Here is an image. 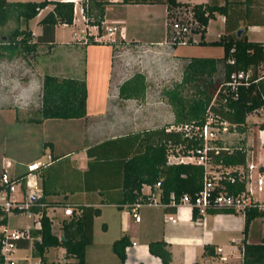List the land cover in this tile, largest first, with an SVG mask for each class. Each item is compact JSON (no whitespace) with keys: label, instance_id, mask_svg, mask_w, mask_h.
Listing matches in <instances>:
<instances>
[{"label":"crops","instance_id":"0c3cea01","mask_svg":"<svg viewBox=\"0 0 264 264\" xmlns=\"http://www.w3.org/2000/svg\"><path fill=\"white\" fill-rule=\"evenodd\" d=\"M207 1L176 0V2L186 5L202 4ZM130 6L143 8L149 19L147 24L149 23L151 29L158 28L155 26L157 24H154L159 15L155 12L156 8L160 6L162 9L159 15L162 21V26L158 28L159 37L151 36L142 39L136 34L129 35L127 30L125 33L124 16L116 20H121L123 23L125 42L132 45L134 52H139L138 58L142 60L141 73L146 78L147 86L143 97L138 100H124L118 97V86L121 84L124 71L119 60L115 59L113 45L107 43L85 45L79 41L77 34H74L69 41L58 39V28L72 25H57L53 46L48 48L47 45H39L33 58L0 61V172L2 167L10 164V171L19 176L27 173V166L32 163L44 164L48 163L50 158H59L47 168L45 177L39 172L35 173L38 186L42 191L41 201L44 204L46 202L62 204L66 208L91 205L101 209L100 216L94 218L93 221V241L86 247L85 264H120L118 256L112 249V244L123 236L128 239L124 264H241L242 254L239 252L241 245L264 242V217L254 219L250 223L247 233L244 234L243 217L233 213H209L200 217L196 211L187 207L167 212L162 207L143 205L137 209L140 220L136 222L130 213V205L117 207L99 204L102 196H100L98 188L104 185L98 174L96 176L91 174V177H87V179L83 176L89 162L95 158L88 157V148L108 140L171 124L174 119L167 103L152 94L159 92L158 87H151L148 84V79L152 77V74L149 75V66L153 56L147 54L150 53L149 50L144 55L142 50L147 44L165 40L168 13L171 10L184 7L170 9L165 4V0H160L155 4L107 5L105 11L113 7L111 12L120 13L122 8ZM51 9L52 6L48 5L38 13L35 17L37 19L36 29H32L30 26V22L35 18L29 21L28 27L34 38L42 33L38 21ZM104 19L107 22L106 16ZM212 20H215L217 25L209 27L211 20L208 22L204 35L205 42L221 40L224 35L225 17L216 14ZM233 22L235 19L229 20L231 25ZM252 27L264 29V25L247 27V39L252 42H264V39L253 40L250 38L249 29ZM241 30L243 29L241 28ZM157 33L159 32H156V35ZM207 37L212 40H206ZM198 42L199 40L194 39L193 36L192 43ZM93 45L99 46L97 48ZM176 48L166 45L163 49L158 50L159 63L154 65V67L156 66L153 71L154 78L166 76L164 67L167 65H163L161 61L168 59L173 62L188 61L189 58L195 57L189 53H176ZM95 49L105 51L101 62H99L102 70L111 76V79L108 84H102L98 90V99L91 103L86 62L89 54ZM140 51L144 56H140ZM167 64L170 63L167 62ZM45 74L85 81L87 99L84 118L47 119L41 123H30L24 120L29 112L37 110L41 105V84ZM90 108H93V111H90ZM263 110L264 107L248 115L246 123L250 121L249 116L264 117ZM256 113H261V115L258 116ZM17 117L20 121L16 120ZM258 120L259 122L252 120L254 125L249 128V131L257 136L256 147L249 138L246 139L247 164L253 167L252 172L255 173V168H257L264 175V145L261 143V139H264V120ZM255 124L257 125L255 126ZM248 136H250L249 132ZM44 180H46L47 189L43 192ZM89 186H96L97 189L89 190L87 189ZM141 192L149 194L151 189L148 186H143ZM152 195L156 197L159 192L156 190ZM48 208L46 213L52 216L50 211L62 209L63 212L65 207L52 206ZM168 213L173 214L175 222L167 220ZM52 217L55 218V216ZM64 218L67 217L62 215L58 219V228L60 221ZM102 225L105 226V229L102 228ZM61 234L60 231L57 236L61 237ZM155 242L156 244L150 249L149 244ZM26 246V248L30 246L34 250L33 245ZM88 247L94 249L95 255L92 263H88ZM217 248L223 250V254L227 257L226 262L218 259ZM235 248L236 250H234ZM62 250V261H64V249L62 248ZM230 250L234 253L229 254ZM38 262L37 258L36 264Z\"/></svg>","mask_w":264,"mask_h":264},{"label":"trees","instance_id":"16d2710c","mask_svg":"<svg viewBox=\"0 0 264 264\" xmlns=\"http://www.w3.org/2000/svg\"><path fill=\"white\" fill-rule=\"evenodd\" d=\"M156 0H91L87 15L94 19L99 27L104 21L105 7L113 4L138 5L155 4ZM168 8H190L192 18L197 22L199 45L221 46L223 55L220 58H189L185 65L181 80L162 90V96L167 100L173 111V122L158 128L142 131L138 134L108 140L87 149V155L93 158L83 173L84 178L98 174L104 186L99 189L102 196L100 205H115L122 207L136 202L146 203L153 192H159L161 201L167 203L170 194L176 199L184 194L194 196L202 186L203 168L193 163L168 165L166 156L169 146L180 145L184 152L188 149H198L202 145L199 138L188 140L182 134L166 131L171 125L195 124L202 126L208 116L227 121L229 133H236V139L228 144L223 138L214 140L213 145L218 153L209 152L212 165H220L231 169L228 175L216 184L218 191L238 194L244 191L245 182L240 179L238 169L247 162L246 147V117L264 107V79L257 83V69L264 67V42H252L246 37L249 26L264 25V0H208L206 3L186 5L176 0H165ZM52 6L39 21L42 29L39 36L33 37L28 27L39 10ZM225 17L224 35L221 40L205 42L204 35L208 22L215 15ZM256 17V18H255ZM73 6L71 3L59 0H42L40 2H8L0 0V28L10 21L15 27L7 34L0 36V61L15 58H33L39 45L51 48L54 44V32L57 25H71ZM235 19L231 25L229 20ZM243 29L238 35V31ZM101 32V29H99ZM5 37V40L2 39ZM188 43H192L190 39ZM88 44H101L90 41ZM106 44V43H105ZM110 44V43H107ZM112 45V44H110ZM233 49V51H232ZM233 60L229 63L228 60ZM264 69V68H263ZM252 70L251 83L247 87H239L234 94L217 93L220 84L224 83L231 73ZM221 71L222 79L214 80L213 76ZM147 86L145 76L136 72L131 78L118 86L120 99H140ZM192 86L190 93L186 92ZM185 91V94H183ZM41 105L28 113L24 120L30 123H41L47 119H82L86 115L87 88L84 80L58 78L45 74L41 84ZM17 121L20 119L17 117ZM263 127V125H260ZM196 136V135H193ZM50 158L38 172L46 175L47 168L56 161ZM44 170V171H43ZM228 178H230L228 180ZM143 186L151 189L149 194L141 192ZM47 184L44 180L43 192ZM96 190V186L87 187ZM46 207H65L62 204L46 202ZM71 216L60 221L61 237L52 233V220L46 215V209L41 208V229L34 232L39 237L33 243L38 264H85L86 247L93 241V221L100 216L101 209L94 206H77L71 208ZM167 212L175 211L172 206L165 207ZM209 213H231L227 210L210 211ZM264 217V209L256 206L246 211L243 233L246 234L250 223L256 218ZM105 229V226L102 225ZM156 244L150 243L149 248ZM128 239L123 236L112 244V249L120 260L125 263V248ZM26 248V244H19ZM64 249V261L48 262L45 252L49 248ZM241 264H264V242L243 245Z\"/></svg>","mask_w":264,"mask_h":264},{"label":"built area","instance_id":"2783aa9c","mask_svg":"<svg viewBox=\"0 0 264 264\" xmlns=\"http://www.w3.org/2000/svg\"><path fill=\"white\" fill-rule=\"evenodd\" d=\"M62 2L71 3L73 6V18L71 25L83 24L82 30H80L79 41L86 44L90 41L99 43L107 42L115 44L117 27L112 26L106 29V33H103V25H105V19L99 27L94 23V19L87 15L90 7L91 0H59ZM120 1V0H119ZM184 13V16L180 14V9L171 10L169 13L173 14L169 20V26L172 31L169 44L171 46L187 45L188 41L197 29V22L192 18L190 8ZM42 10H39V12ZM79 14V15H78ZM86 27L96 29L95 34H81L85 33ZM90 29V28H89ZM101 29V32L99 31ZM199 35V34H198ZM90 36V38H89ZM233 51V49H232ZM229 63L233 60L229 59ZM252 70L234 72L229 75V78L219 85L217 93L222 92L226 94L230 92L233 97H236V92L239 87H247L251 83ZM264 79V74L257 76L253 82L257 83ZM230 124L225 120H220L217 117L208 116L205 123L202 126L195 124H178L171 125L166 128V131H173L183 135L188 140L194 139V137L201 139L202 145L198 149H188L183 151L180 145L169 146L167 149V164H183L193 163L203 168V178L201 189L192 197L188 194L182 195L176 199L173 194H170L167 203L161 201L159 195L151 198L146 203L136 202L130 205V213L136 222L140 220L137 209L140 206H154L165 208L172 206L177 209L180 207H187L193 211H196L200 217H204L209 214L210 211L227 210L233 214L245 217L246 211L256 206L260 209H264V201L259 200L257 196L264 193V175L261 174L257 168L255 173L253 167L246 165L240 167V179L245 182V189L238 194H229L226 191H218L216 184L224 176L228 175L231 169L227 167H221L220 165H212L209 152L213 150L214 154L218 153V148L213 145L214 140L223 138L224 134L229 133ZM196 135V136H193ZM261 143L264 145V139H261ZM44 164L32 163L27 166V173L23 175H15L10 171L11 165L6 164L2 167L0 172V264H17L15 255L17 251L22 249L19 244L25 243L26 245H33L35 240H39L38 235L35 236L34 232L40 231L42 213L41 208L49 209L41 201L42 191L39 188L35 173L45 166ZM230 178H228L229 180ZM150 188V187H148ZM71 208H63V215L65 217L71 216ZM10 215H23L29 221L27 226L16 225L14 227L9 224ZM46 215L51 220L52 216ZM167 220L175 222L174 216L171 213L166 215ZM243 254V245H241L240 251ZM218 259L222 262L227 261V257L223 254L221 248L216 249ZM234 251L230 250L229 254H233Z\"/></svg>","mask_w":264,"mask_h":264},{"label":"rangeland","instance_id":"374dc122","mask_svg":"<svg viewBox=\"0 0 264 264\" xmlns=\"http://www.w3.org/2000/svg\"><path fill=\"white\" fill-rule=\"evenodd\" d=\"M8 2H27V1H32V2H40L42 0H7ZM156 1H160V0H156ZM113 9V7L108 8L107 11H105V16L107 18V22L105 20V25H103V33H106V29L108 27H112L115 26L117 27V32L115 35L116 38V43L112 44L114 47V52H115V59L119 60L120 65L122 66V69L124 71V74L122 76V81L121 84L128 80L129 78H131L133 76L134 73L136 72H142L141 70V63L142 60L138 58L139 52H134L132 49V45L128 44L127 42H125L124 40V35H123V23L121 22V20L116 21L118 18L123 17L125 19V33L126 30L128 31L129 35H138L139 37L143 38H148V37H154L157 36L159 37L160 35V31L158 28H160V26H162V21L160 20L159 15L161 14V8L160 6H158L156 8V13L159 14L156 18L158 19L157 21L154 22V24L156 23L158 26V28H154L151 29L149 23L147 24V22L149 21L147 14L143 11L142 7H138V6H130V7H124L121 9V12H111ZM118 10V9H116ZM187 10H185V8H181L180 9V14H182V16H184V13H186ZM79 15V14H78ZM174 16L171 13H168V17L166 18V25H165V30H166V37L164 41H161L159 43H152V44H147L144 49L146 50H142V53H144V55L146 54L145 52L149 50L150 54L149 56H153V59L150 61V70H149V75H151L152 77H150L148 79V84L151 87H158V93L153 92L152 94L154 96H158L159 99H163L164 102L167 103V105L170 108V111L173 114V111L170 107V105L168 104L167 100L162 96V90L165 88H168L170 86H172L174 83L179 82L181 80V75H182V71L185 67V65L187 64V61H171V60H167V61H161V63L166 64L167 66H165L164 68L166 69V76L164 75L162 78H154L153 76V71L156 68V66L154 67V65L159 63V49H163L166 45H169V47H172L168 42L169 39L171 38L172 35V31L171 28L169 26V22H170V18ZM36 18L34 20H32L30 22V26L32 29H36L37 26L35 24L36 22ZM161 24V25H160ZM15 22L10 21L9 23H7L5 26L0 28V36L2 35H7L14 27H15ZM217 23L215 20H211L209 22V27H216ZM83 24H78V25H72V26H68V27H62L60 26L58 28V32H57V37L59 40L62 41H69L73 38L74 34H77V36L80 35V30L84 29L83 28ZM90 28V29H89ZM85 33H81V34H95L96 33V29L95 28H91V27H86L85 29ZM152 30V32H151ZM156 32L157 33L156 35ZM249 36L251 39L253 40H261L264 39V29L259 28V27H252L249 29ZM194 39L199 40V35H193ZM162 37V36H161ZM90 38V36H89ZM161 39V38H160ZM206 40L210 41L212 40V38L207 37ZM103 43H107V42H103ZM95 47L98 48L99 45H93ZM177 47V48H176ZM176 48V53H189V55L191 56H195V57H210V58H220L223 55V50L221 46H212V45H199L198 43H190L187 45H178L175 46ZM141 53V51H140ZM142 53L140 54V56H144L142 55ZM191 53V54H190ZM105 54V51L100 50V49H95L92 50V52L89 54L88 56V61L87 63V67H88V84H89V90H90V98H91V103L95 102L98 99V90L99 88L102 86V84L106 85L109 83L111 76H109L108 74H106L100 65L101 59L103 58V55ZM137 58V59H136ZM169 58H171L169 56ZM100 61V62H99ZM167 62H169L170 64H167ZM90 63V64H89ZM95 63V64H94ZM152 66V68H151ZM264 67H260L257 69V76H261L262 74H264ZM103 71V72H102ZM214 80H221L222 79V74L221 71H219L216 75L213 76ZM114 82V80L112 79V83ZM192 91V86L188 87L186 89L187 93H190ZM185 94V91L184 93ZM90 111H93V108H90ZM258 116L261 115V113H256ZM262 114H264V110L262 111ZM248 119L250 121H248L246 123L247 125V129H246V139H250L251 142H253L254 147H256V143H257V136H255L253 134L252 131H249V128L254 125L252 123V120H257L259 122L258 119L260 120H264V117H260L257 118L255 116H249ZM257 124H255L256 126ZM248 132L250 133V136H248ZM223 139L227 141L228 144H231L234 142V140L236 139L237 134L235 133H226L223 135ZM37 181V180H36ZM38 182V181H37ZM38 184V183H37ZM260 200L264 201V193L259 194L258 195ZM50 215L55 216V218L53 219V224H52V231L54 234L59 235L60 231L58 228V219L62 217L63 212L62 209H56L55 211H50ZM240 216V215H239ZM28 219L23 216V215H10L9 217V224L10 226L14 227L16 225H22V226H27L28 225ZM236 250V248L234 249ZM110 252V249H109ZM225 252V251H224ZM63 250L62 248H49L46 252H45V257L47 258L48 261H62L63 260ZM35 252L34 250L31 249V247L29 246L28 248H24V249H20L17 251V254L15 255L16 261L18 264H36L37 262V257H35ZM87 254H88V263H92L91 261L94 260V249L93 248H87Z\"/></svg>","mask_w":264,"mask_h":264},{"label":"water","instance_id":"95a60500","mask_svg":"<svg viewBox=\"0 0 264 264\" xmlns=\"http://www.w3.org/2000/svg\"><path fill=\"white\" fill-rule=\"evenodd\" d=\"M241 29L238 31V35L241 33ZM3 40H5V37H2ZM61 240H64L63 237H61Z\"/></svg>","mask_w":264,"mask_h":264}]
</instances>
